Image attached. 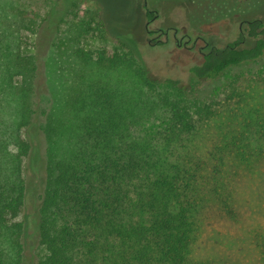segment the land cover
Segmentation results:
<instances>
[{"label": "trees", "instance_id": "obj_1", "mask_svg": "<svg viewBox=\"0 0 264 264\" xmlns=\"http://www.w3.org/2000/svg\"><path fill=\"white\" fill-rule=\"evenodd\" d=\"M62 1L66 7L82 2ZM203 1L190 0L194 12ZM4 6L0 264H25L23 225L10 219L30 197L25 163L38 156L36 232L43 253L35 264H208L194 256L208 202L233 219L235 179L264 163V87H228L206 100L191 99L177 80L150 79L123 41L128 31L118 27L110 51L92 58L75 50L94 70L72 68L71 80L53 102L49 89L50 106H42L37 60L24 51L12 20L18 15ZM135 15L152 19L153 11L140 4ZM247 16L236 40L201 49L189 69L192 79L216 80L264 56V20ZM89 30L85 24L82 31ZM119 71L130 75L126 87L108 77ZM258 82L264 84V74ZM150 119L160 122L154 135L142 129ZM35 135L43 143L38 148L44 145L38 156ZM259 247L264 264V237Z\"/></svg>", "mask_w": 264, "mask_h": 264}, {"label": "rangeland", "instance_id": "obj_2", "mask_svg": "<svg viewBox=\"0 0 264 264\" xmlns=\"http://www.w3.org/2000/svg\"><path fill=\"white\" fill-rule=\"evenodd\" d=\"M144 1L146 8L153 11L150 21L135 15L137 5ZM202 4L194 12L190 0H82L77 7H66L62 0H0V6L5 5L4 8L18 15L12 20L24 41V51L37 60L36 84L42 106H50L49 89L53 102L62 83L71 80L72 68L83 72L94 70L92 65H84L76 58L75 50L81 48L92 58L101 49L110 51L116 45L118 27L128 31V39L123 41L150 79L159 84L167 79L177 80L191 99L206 100L228 87H264L258 84L264 74V56L256 62L232 67L216 80L198 81L190 77L189 69L201 49L221 47L236 40L242 27L240 20L246 15L264 20V0H207ZM191 11L194 18H190ZM98 13L107 33L99 28ZM85 24L93 30L83 32ZM174 30L177 39H189L185 46L177 44ZM165 31H168L167 38ZM196 38L199 40L192 46ZM129 76L119 71L108 77L126 87ZM142 129L154 135L160 129V122L150 119ZM39 137L33 138L34 147L38 148ZM43 149L44 145L42 148L39 145L36 155H41ZM38 157L26 160L25 179L30 197L10 219L23 225L25 264H35L43 253L36 232L41 193ZM233 206L235 217L232 219L214 200L208 202L194 256L208 264H262L259 242L264 237V163L235 179Z\"/></svg>", "mask_w": 264, "mask_h": 264}, {"label": "flooded vegetation", "instance_id": "obj_3", "mask_svg": "<svg viewBox=\"0 0 264 264\" xmlns=\"http://www.w3.org/2000/svg\"><path fill=\"white\" fill-rule=\"evenodd\" d=\"M145 5V4H144ZM151 19H148V21H150ZM164 36L167 38V36H168V31H165L164 33ZM173 37L176 39V41H177V44L178 45H181V46H185L186 45V42L187 41H189V39L187 40V41H183V38L182 37H180V38H178L177 39V31L176 30H174V32H173ZM199 40V38H196V39H194L193 40V43H192V46H195V44H196V42Z\"/></svg>", "mask_w": 264, "mask_h": 264}, {"label": "water", "instance_id": "obj_4", "mask_svg": "<svg viewBox=\"0 0 264 264\" xmlns=\"http://www.w3.org/2000/svg\"><path fill=\"white\" fill-rule=\"evenodd\" d=\"M144 4H146V2L144 1Z\"/></svg>", "mask_w": 264, "mask_h": 264}]
</instances>
